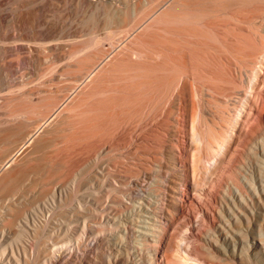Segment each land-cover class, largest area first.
<instances>
[{"label":"rangeland","instance_id":"obj_1","mask_svg":"<svg viewBox=\"0 0 264 264\" xmlns=\"http://www.w3.org/2000/svg\"><path fill=\"white\" fill-rule=\"evenodd\" d=\"M253 7L264 8V0H0V178L8 176L0 181V209L10 205L3 225L14 226L34 201L49 203L58 187L70 197L77 163L81 191L86 183L97 186L93 175L98 171L139 160L157 184L166 150L177 147L172 129L177 130L180 157L189 160V173L199 130L215 132L224 143L238 137L241 145L247 134L246 126H238L241 107L234 110L219 102L218 90L231 93L240 76L218 43V22L222 17L249 21L264 16V9L257 13ZM247 27L244 33L255 31ZM49 39L66 40L65 52L58 51L65 53L60 61L51 59L57 51L42 47L39 57L27 46H45ZM101 53L104 61L84 79ZM183 79L190 82L186 91L180 88ZM201 84L213 93L207 97L211 110L203 129L197 127L196 87ZM176 94L180 103L174 110L170 103ZM17 112L23 123L2 122ZM29 131L33 137L22 145ZM11 155L15 158L2 166ZM72 203L65 199L61 211ZM56 210L60 208L51 211L53 222L65 216ZM33 212L38 221L40 212Z\"/></svg>","mask_w":264,"mask_h":264},{"label":"bare ground","instance_id":"obj_2","mask_svg":"<svg viewBox=\"0 0 264 264\" xmlns=\"http://www.w3.org/2000/svg\"><path fill=\"white\" fill-rule=\"evenodd\" d=\"M263 9L252 8L256 12ZM247 26L255 27V31L244 33L242 29L247 30ZM218 43L225 48L227 61L239 72V85H235L231 93L216 90L223 106L234 110L241 107L238 126L247 127L243 143L237 142L238 137L224 143L214 130V133L208 131L210 134L199 130L200 142L196 153L189 156V173V160H184L183 155L180 157L182 150L177 130L172 129L170 135L175 137L177 147L166 150L165 169L157 184L152 183L150 169H144L140 160L134 163L131 159L133 163L123 165L121 169L98 171L93 175L97 186L86 183L81 191L78 190L81 166L77 163L72 170L73 192L70 197H66L68 195L58 187L51 194L49 203L33 202L32 210L41 215L38 221H35V213L29 210L23 212L14 226L7 227L3 225V217L10 205L0 209V264H252V261L264 264V16L249 21L241 18L231 21L222 17L218 22ZM65 45L66 40L53 39L45 46H27L39 57H42V47L57 51L54 55L50 53L56 62L63 58ZM61 49L63 53L58 52ZM48 54L45 59L50 57ZM96 59L89 65V71L84 72L85 76L82 75L84 79L105 57ZM181 82L180 88L188 90V79ZM208 89L202 84L196 87L199 129H203V119L206 113L209 114L207 97L213 93H208ZM172 98L170 104L176 110L180 97L176 94ZM194 108L189 113L193 114ZM19 114L5 115L2 122L6 125L21 124ZM32 132L22 136V145L31 140ZM18 147L17 150L20 145ZM14 156H7L2 166ZM229 158L234 161L230 162ZM11 174L14 175L11 177L13 181L15 172ZM6 179L8 176L0 178V181ZM67 198L73 203L67 212L63 207L62 212ZM57 208H60L56 210L60 211L58 215L65 216L57 217L58 220L53 222L51 211Z\"/></svg>","mask_w":264,"mask_h":264}]
</instances>
